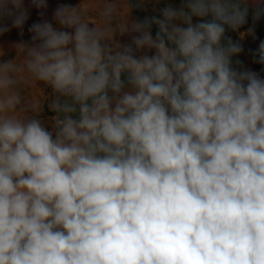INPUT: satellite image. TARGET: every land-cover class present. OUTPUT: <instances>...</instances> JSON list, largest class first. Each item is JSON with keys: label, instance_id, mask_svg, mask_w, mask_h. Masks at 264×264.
<instances>
[{"label": "clouds", "instance_id": "obj_1", "mask_svg": "<svg viewBox=\"0 0 264 264\" xmlns=\"http://www.w3.org/2000/svg\"><path fill=\"white\" fill-rule=\"evenodd\" d=\"M250 10L264 0H180L140 22L104 0L91 22L82 0L30 26L0 59V264H264V78L226 36ZM28 18L0 0V35ZM28 81L54 120L22 105Z\"/></svg>", "mask_w": 264, "mask_h": 264}, {"label": "rangeland", "instance_id": "obj_2", "mask_svg": "<svg viewBox=\"0 0 264 264\" xmlns=\"http://www.w3.org/2000/svg\"><path fill=\"white\" fill-rule=\"evenodd\" d=\"M61 1L62 0H47V9H36L31 6V0H25V7L28 9L29 18L25 22V25L22 29L11 27V22H7L9 24L10 31L0 35V59H13L16 61H20V57L17 54L15 45L19 43H25L28 45L33 44V41L31 40L32 34L29 32V28L33 23L43 22L47 20L49 22H52L53 26L56 27L57 25L55 24V21L53 19V13L57 6L60 5L58 2ZM64 2L65 4L76 6L80 4L82 0H64ZM115 2L118 5L119 13L121 16L130 14V19L139 21L133 12L130 0H115ZM128 2L131 6V11L128 7ZM169 2L178 5L180 0H143L142 3L140 2V0H136L138 8L145 16L144 17L142 15L146 21H152L154 18H161V9L165 7ZM103 3L104 0H84V4L89 11L88 19L91 22H100L98 12ZM41 12L43 14H41ZM252 17V12L250 10L248 23L237 32H232L231 30H229L226 33V36L233 42L239 43L242 48L241 53L232 57V68L237 72L254 71L259 75V73L256 71L257 69L254 62V47L259 46L261 39L256 30H254L256 37L255 39H253L251 35L247 34L248 28H252ZM152 25L158 28L155 23H152ZM117 39L121 44H130L132 37L129 35H124L118 37ZM137 54L139 55L140 53ZM148 54L152 55L154 53L149 52ZM259 76L264 77V75H262L261 73ZM22 97L23 106H30L35 104V114H38L45 121L54 120L55 113L50 109V104L55 99V96L50 87L45 85L43 82L28 81L22 87ZM32 114L34 113L30 108L28 111H25L23 113V115Z\"/></svg>", "mask_w": 264, "mask_h": 264}, {"label": "trees", "instance_id": "obj_3", "mask_svg": "<svg viewBox=\"0 0 264 264\" xmlns=\"http://www.w3.org/2000/svg\"><path fill=\"white\" fill-rule=\"evenodd\" d=\"M151 27L154 28L157 32L159 31V29L157 27H155L154 25H152V24H151ZM252 28L254 30H256L257 34L259 35V37L261 39L260 43H261V41H264V15H261V17L258 20H254L253 17H252ZM255 47H254V51L256 52V50L258 49V46L256 48ZM254 62H255V65H256V69H257L256 71L259 73V75H260V73L262 75H264V65L257 63L256 62V57H254ZM261 78H264V77L261 76Z\"/></svg>", "mask_w": 264, "mask_h": 264}, {"label": "water", "instance_id": "obj_4", "mask_svg": "<svg viewBox=\"0 0 264 264\" xmlns=\"http://www.w3.org/2000/svg\"><path fill=\"white\" fill-rule=\"evenodd\" d=\"M130 2H131V6H132V9H133V12H134L135 16L137 17V19H138L140 22H144V21H146V20L143 18L142 14H141V12H140L138 6H137L136 0H130ZM150 31L152 32V34H153L154 36H155L156 33H157V31H156L154 28H152V27L150 28ZM169 46L172 47V45H170V44H169Z\"/></svg>", "mask_w": 264, "mask_h": 264}, {"label": "crops", "instance_id": "obj_5", "mask_svg": "<svg viewBox=\"0 0 264 264\" xmlns=\"http://www.w3.org/2000/svg\"><path fill=\"white\" fill-rule=\"evenodd\" d=\"M59 4H65V2H64V0H62L61 2H58ZM138 6V5H137ZM141 12V11H140ZM41 14H43L42 12H41Z\"/></svg>", "mask_w": 264, "mask_h": 264}]
</instances>
